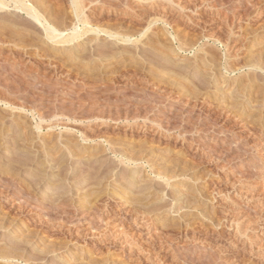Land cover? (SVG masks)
<instances>
[{
    "label": "rangeland",
    "instance_id": "rangeland-1",
    "mask_svg": "<svg viewBox=\"0 0 264 264\" xmlns=\"http://www.w3.org/2000/svg\"><path fill=\"white\" fill-rule=\"evenodd\" d=\"M23 1L82 38L0 0L3 264H264V0Z\"/></svg>",
    "mask_w": 264,
    "mask_h": 264
},
{
    "label": "bare ground",
    "instance_id": "bare-ground-1",
    "mask_svg": "<svg viewBox=\"0 0 264 264\" xmlns=\"http://www.w3.org/2000/svg\"><path fill=\"white\" fill-rule=\"evenodd\" d=\"M12 2H14V4H15V7L17 8V9H20V10H23V11H26V13L30 16V17H32L35 21H37L39 24H41L44 28H45V31H46V35H47V37H48V39L51 41V42H53V43H58V44H66V43H73L74 41H76V40H78L82 35L80 34V32H78V31H75V32H73V34L72 35H70V36H68V37H64L63 36V33H61L60 32V30H58L57 28H55L54 26H51V25H45L44 23H43V20H44V17L39 13V12H37V10L36 9H34V8H32V7H30V6H27L26 4H25V2L23 1V0H11ZM85 0H83V2H84ZM81 2H82V0L80 1V0H78V1H76V3L74 4V7H75V12H76V14H77V16L78 17H80L81 16V9H82V6H84L83 5V3L81 4ZM82 5V6H81ZM0 7L1 8H6V7H8V4H7V2L5 3V2H1L0 3ZM81 7V8H80ZM85 19V18H84ZM82 38V37H81ZM255 67H257V68H259V69H262V67H261V65H259V66H255ZM45 166V165H44ZM27 243V242H26ZM11 248V247H10ZM11 251H12V249H11ZM10 252V251H9ZM14 252H15V250H14ZM13 251L11 252V253H8L9 254V256H7L5 253V255H1L0 256V259L1 260H3V262H2V264L4 263V261H9V260H17V259H15V258H19V256L21 255L20 253L21 252H23V250L20 252L19 250H18V252H17V254H20V255H15L14 257H11V255H12V253H14ZM41 252H43L44 253V251H41ZM3 253V252H2ZM46 253V252H45ZM15 254H16V252H15ZM13 256V255H12ZM22 256V255H21ZM20 256V257H21ZM22 258V257H21ZM20 259V258H19ZM18 259V260H19ZM23 259V258H22ZM24 259H25V257H24ZM23 259V260H24ZM21 260V259H20ZM22 261V260H21ZM6 264H8V263H6ZM12 264V263H11Z\"/></svg>",
    "mask_w": 264,
    "mask_h": 264
}]
</instances>
